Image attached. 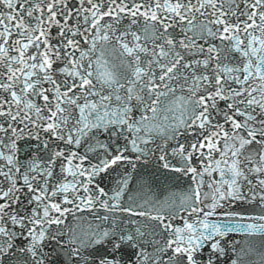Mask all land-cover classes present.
Segmentation results:
<instances>
[{
  "label": "snow or ice",
  "instance_id": "obj_1",
  "mask_svg": "<svg viewBox=\"0 0 264 264\" xmlns=\"http://www.w3.org/2000/svg\"><path fill=\"white\" fill-rule=\"evenodd\" d=\"M257 234L264 0H0V264H264Z\"/></svg>",
  "mask_w": 264,
  "mask_h": 264
}]
</instances>
